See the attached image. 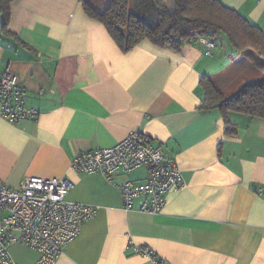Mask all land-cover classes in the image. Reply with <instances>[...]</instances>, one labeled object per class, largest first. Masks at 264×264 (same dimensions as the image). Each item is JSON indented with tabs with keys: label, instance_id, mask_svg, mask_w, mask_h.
I'll return each instance as SVG.
<instances>
[{
	"label": "crops",
	"instance_id": "0c3cea01",
	"mask_svg": "<svg viewBox=\"0 0 264 264\" xmlns=\"http://www.w3.org/2000/svg\"><path fill=\"white\" fill-rule=\"evenodd\" d=\"M103 11L109 0H84ZM264 32V0H220ZM168 11L174 0H167ZM0 75L14 73L36 117L0 120V182L17 189L28 177L67 178L68 199L95 205L78 237L55 264H264V119L220 109L203 111V77L225 97L264 79L258 57L237 54L228 42H187L180 52L141 41L123 52L82 0H16L1 33ZM132 131L173 158L186 187L166 196L159 214L126 210L117 185L143 183L147 169L74 174L84 151L110 148ZM134 247H147L151 257ZM17 264L38 253L10 249Z\"/></svg>",
	"mask_w": 264,
	"mask_h": 264
},
{
	"label": "built area",
	"instance_id": "2783aa9c",
	"mask_svg": "<svg viewBox=\"0 0 264 264\" xmlns=\"http://www.w3.org/2000/svg\"><path fill=\"white\" fill-rule=\"evenodd\" d=\"M199 41L205 45L206 54L216 45L207 38ZM37 114L36 109L28 106V92L19 85L17 76L9 71L0 75V120L18 122ZM140 169L148 170L145 182L127 180L117 185L126 210L133 209L135 202L142 199L143 212L159 214L167 194L186 187L176 161L139 131L130 132L113 147L79 153L70 167L74 174H99L108 180ZM73 187L67 178L28 177L17 189L0 182V264H17L10 249L18 245L38 253L35 264L56 263L64 247L78 237L81 225L99 210L95 205L70 201L68 196ZM134 250L158 262L149 248L134 247Z\"/></svg>",
	"mask_w": 264,
	"mask_h": 264
},
{
	"label": "trees",
	"instance_id": "16d2710c",
	"mask_svg": "<svg viewBox=\"0 0 264 264\" xmlns=\"http://www.w3.org/2000/svg\"><path fill=\"white\" fill-rule=\"evenodd\" d=\"M14 1L0 0L1 33L5 36H14L9 30ZM133 1L136 4L135 0H109L100 12L82 0L86 15L101 22L123 52L130 51L143 40L180 52L187 42L223 38L237 54L252 59L258 57L260 62L255 66L264 69V32L220 0H174L172 12L168 11L167 0H153L156 15L152 21L139 14L140 7H146L145 2L140 1L133 10ZM200 86L204 92L202 110L220 109L228 124L227 135L236 134L235 125L228 120L231 112L264 119V79L248 83L228 98L209 77H203Z\"/></svg>",
	"mask_w": 264,
	"mask_h": 264
},
{
	"label": "rangeland",
	"instance_id": "374dc122",
	"mask_svg": "<svg viewBox=\"0 0 264 264\" xmlns=\"http://www.w3.org/2000/svg\"><path fill=\"white\" fill-rule=\"evenodd\" d=\"M140 1H144L146 4V7H143V8L140 7L139 11H142V12H140L139 14H141L142 16H146L148 21H152L153 16L156 15V11H155L156 8L154 6L153 0H135L136 4L140 3ZM98 2H99V0L94 1V3H96V5H98ZM136 4H134V1H133V4H132L133 10H135Z\"/></svg>",
	"mask_w": 264,
	"mask_h": 264
}]
</instances>
